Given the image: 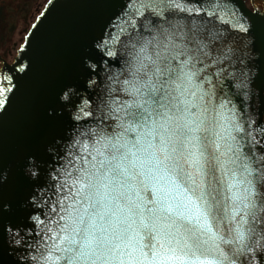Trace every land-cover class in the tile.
<instances>
[{
	"label": "snow or ice",
	"instance_id": "obj_1",
	"mask_svg": "<svg viewBox=\"0 0 264 264\" xmlns=\"http://www.w3.org/2000/svg\"><path fill=\"white\" fill-rule=\"evenodd\" d=\"M238 3L116 0L91 39L71 19L38 36L41 12L0 70V157L8 117L27 145L0 182V228L39 227L33 264H251L264 253V125L233 99H253L246 58L264 52V19Z\"/></svg>",
	"mask_w": 264,
	"mask_h": 264
},
{
	"label": "water",
	"instance_id": "obj_2",
	"mask_svg": "<svg viewBox=\"0 0 264 264\" xmlns=\"http://www.w3.org/2000/svg\"><path fill=\"white\" fill-rule=\"evenodd\" d=\"M244 6V3L239 0L236 6L237 11H242L247 17H251L257 22L264 19L263 14L260 15L259 13L258 16L257 13H250ZM227 7L231 9L233 5L229 3ZM118 11L116 0H54V5L50 7L48 3L43 11L47 13V17L41 28L37 29V35H44L52 21L71 19L84 25L87 31L86 39H91L100 34L101 28H103L108 18ZM247 22L250 23L251 20ZM248 53L249 55L246 58L248 67L245 70L249 73L251 83L257 87L253 93V99L248 104H244L238 96H234L233 99L240 107L244 108L245 112L252 115L253 118L258 119L261 125H264V103L261 100V96L264 94L259 92V86L264 84V52L259 48L249 47ZM20 55L23 56L24 54L20 53ZM15 61H17V57ZM12 67L13 65L9 69ZM9 69L4 71L7 73ZM64 82L72 83L75 86L74 80L70 75L66 76ZM233 92H235V89H233ZM81 93L85 96L87 95V92L83 89H81ZM91 124L92 121L89 120V125ZM74 134V129L71 128L65 132V135L69 137ZM257 139H260L259 135H257ZM69 142L63 141L62 146ZM3 143V155L0 157V182H3L5 179L11 181L18 164L17 149L18 147L27 146L24 141H20L14 134L11 117H8L6 121L3 132ZM31 159L29 158L30 162ZM51 166L58 167L59 165L54 159L49 163V167ZM4 208L7 210L9 205H4ZM29 224H31V221H29ZM8 229H11V231H8ZM17 230L24 235L26 241L20 245L15 243V240L18 238L15 236ZM38 233L39 227L37 226L24 229L21 225L19 229H16L12 228L11 224L5 221V227L0 228V264H33L31 256L34 254L35 244L39 240ZM243 259L245 264H247L248 257L245 256ZM261 260H264V253L258 251L257 258L252 260L251 264H260Z\"/></svg>",
	"mask_w": 264,
	"mask_h": 264
},
{
	"label": "flooded vegetation",
	"instance_id": "obj_3",
	"mask_svg": "<svg viewBox=\"0 0 264 264\" xmlns=\"http://www.w3.org/2000/svg\"><path fill=\"white\" fill-rule=\"evenodd\" d=\"M264 13V0H243ZM48 0H0V70L11 66L17 52Z\"/></svg>",
	"mask_w": 264,
	"mask_h": 264
}]
</instances>
